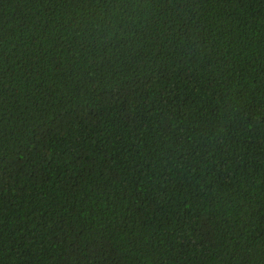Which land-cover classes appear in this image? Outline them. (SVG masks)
Wrapping results in <instances>:
<instances>
[{"label":"trees","instance_id":"obj_1","mask_svg":"<svg viewBox=\"0 0 264 264\" xmlns=\"http://www.w3.org/2000/svg\"><path fill=\"white\" fill-rule=\"evenodd\" d=\"M0 264H264V0H0Z\"/></svg>","mask_w":264,"mask_h":264}]
</instances>
